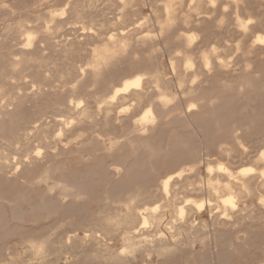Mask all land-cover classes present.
Instances as JSON below:
<instances>
[{
	"label": "rangeland",
	"instance_id": "374dc122",
	"mask_svg": "<svg viewBox=\"0 0 264 264\" xmlns=\"http://www.w3.org/2000/svg\"><path fill=\"white\" fill-rule=\"evenodd\" d=\"M10 1L2 0L1 4L9 7L0 5V264H105L95 261L92 254L107 247L119 250L123 241L117 233L99 232L95 221L104 214H121L127 194L137 188L153 189L163 174L176 169L184 170V178L196 179H191V190L185 187V191L182 187L180 190V181L174 180L181 191L177 190L176 204L191 196L210 198L211 207L205 204L200 213L188 212L195 233L181 237L176 250L164 257L138 255L127 264L264 263V189L259 179L251 180V192L236 195V208L229 211L230 215L221 213L219 200L207 193L203 181L208 177L207 163L223 162L233 171L248 164L264 168V161L254 160L264 148V43H250L256 34H264V0L205 1L197 12L189 0H179L175 20L162 31L157 23L164 18L163 0H129L125 7L121 0H87L89 20L70 14L77 0H70L69 6L65 5L68 0H12L16 7ZM52 8H66L67 14L52 19ZM185 14L189 16L187 22ZM237 17L252 20L245 36L235 24ZM25 29L33 33L29 44ZM121 30L131 33L126 51L101 66L95 75L90 64L93 49L102 46L110 33ZM184 34H193L194 38L190 41ZM145 35L148 40L147 36L139 40ZM211 45L219 47L218 54L210 53L213 67L210 64L212 68H205L200 55ZM181 53L193 59L194 67L183 68L186 72L180 70ZM170 56L185 74V88L175 81ZM222 57L227 64L220 67L217 60ZM134 71L144 74L146 98L140 105L115 101L111 125H95L101 117L96 103ZM153 73L161 78L158 90L150 78ZM162 89L173 100L167 104L166 116L158 119L157 93ZM72 98L82 100V108L91 117L83 136L69 140L65 134L52 141V146L36 141L34 135L41 128L54 133L70 126L64 121L74 118L75 122L77 112L69 103ZM149 100L156 118L153 125L144 128L136 120ZM220 178L221 182L227 179ZM57 182L67 184L72 193L62 194ZM195 187L200 189L192 190ZM152 198L138 204H161L159 197ZM147 227L141 232L153 231L155 235L148 233L152 236L149 238L162 232L167 241L165 230ZM38 236L62 237L61 254L48 256L47 262L33 258L26 240Z\"/></svg>",
	"mask_w": 264,
	"mask_h": 264
},
{
	"label": "bare ground",
	"instance_id": "6f19581e",
	"mask_svg": "<svg viewBox=\"0 0 264 264\" xmlns=\"http://www.w3.org/2000/svg\"><path fill=\"white\" fill-rule=\"evenodd\" d=\"M47 1L48 0H46L45 2H47ZM121 1L124 3V7H125V5L128 3L129 0H121ZM163 1H164V4H163L164 18L161 21H159V23H157L158 26L160 24L161 31L162 30H165L167 28L169 29L170 28L169 26L175 20L176 14H177L176 13L177 12L176 11V4H177V1L179 2V0H163ZM189 1H190V3L193 4L192 10H194V11L199 10L205 1L208 2V3H210V4L212 2H214V3L216 2L215 0H189ZM234 1H237V0H233L231 2H234ZM11 2H12V0L10 1V3ZM108 2H110V1H108ZM131 2H133V1H131ZM217 2H218V0H217ZM13 3L14 2H12L11 4L13 5ZM26 3H27V1H26ZM70 3H71L70 0H68V1H66L65 5L66 6H69ZM1 4H2V0H0V5ZM11 4H10V6H11ZM157 4H159V3H157ZM3 5H5V4H3ZM3 5H1L2 7L1 6L0 7L3 8L4 7ZM46 5H47V3H46ZM178 5L180 6L181 4H178ZM36 6H35V8H36ZM128 6H129V4H128ZM225 6H227V5H225ZM235 6H238V5L236 4ZM5 7H9V6H6L5 5ZM13 7H16V6L13 5ZM25 7H28V6L25 5ZM88 7H89V2L87 3V0H77L74 4L71 5V9H69L70 10L69 12H70V14L72 16H74L76 18L87 17L88 20H89L90 19V17H89L90 15H88V13H87ZM34 10H36V9H34ZM46 10H50V9L47 7ZM66 10H67L66 8H62V9H59V11L53 9L52 11H50V12L48 11V12H49L50 17L53 19L54 17H56V15H59V16L63 17L64 13L67 14L66 13ZM10 11H12V9ZM189 11H190V9H189ZM213 11H214V9H213ZM9 13H11V12H9ZM34 13H36V12H34ZM34 13H32V14H34ZM212 13L214 14L215 12H212ZM12 14H13V11H12ZM118 14H119V12H118ZM211 14H210V16H211ZM26 15H28V14H26ZM38 15H40V13ZM47 15H48V13H47ZM154 16H157V15H154ZM204 16H205V14H204ZM188 17L189 16L186 15L183 18L185 22H187ZM33 18H34V16H33ZM156 18L158 19V17H156ZM255 19H257V18H255ZM250 20H251L250 17H248L245 20L237 17V23H235V24H237V28L242 31V33H243L244 36H245V34H247L246 33V29L249 26ZM259 20H261V19H259ZM103 22L104 21H102V24H103ZM139 23H140V21H139ZM221 23H223V25H224V22L223 21L220 22V24ZM18 25H19V23H18ZM87 27H86V29H87ZM113 28H115V26ZM218 28H221V27H218ZM89 29H92V27L89 28ZM248 29H249V27H248ZM25 30H27V29H25ZM129 33L125 32L123 30H121L118 33H110L109 36L107 37L106 42L104 41V43H103L102 46L96 47L95 49H93V58H92V61H91L90 64H91V70H93V73L95 75L98 74V72L100 71V67L101 66L110 64L113 61V59L117 56V54H119L120 52L123 53V51L125 50V48H127L126 46H128V43L130 42V41H128L129 40V37H128ZM165 33H167V32L165 31ZM24 34H26V41H27V43L28 44L31 43L32 40H33V36H32L33 33H32V31L30 32V31L27 30L26 33H24ZM22 35H23V33H22ZM146 36L147 35L141 36V38H139L140 37L139 36L138 38H139V40L144 41L145 40L144 38ZM184 36L188 40H190V41L194 38V35L193 34H184ZM151 37L155 38L156 36L155 37L154 36H151ZM147 38H148V36L146 37V39ZM240 38H242V37H240ZM24 40H25V38H24ZM177 40L178 39L176 38V41ZM237 40H238V43L241 42V41H239V39H237ZM224 41L226 42V40H224ZM253 42L264 43V34H256L254 36V39L252 38V42H250V43H252L251 45L254 44ZM136 43H137V46H138L139 43H138L137 40H136ZM236 43H237V41H236ZM240 44H243V43H240ZM240 44H239V46H240ZM217 48H219V47H216V45H211L210 49L206 48V49H208V51L206 49H203V51L201 50L202 52H201V55H200V59H201V63L203 65V67L209 68L210 67V64L212 65V62H211V59H210V53H214V52L216 53L217 52ZM235 49H236V47H235ZM249 49L250 48H248V50ZM224 50H222V51H224ZM122 53H121V56L123 55ZM215 53H214V55H215ZM236 53H237V50H236ZM181 54L182 55H180V56L181 57L183 56V57L181 59L182 69L180 68V70L182 71L183 68L184 69H187V68L188 69H192L193 59L191 58V56L188 53H185L184 55H183V53H181ZM217 54H218V52H217ZM125 55H126V53H125ZM176 56H177V54H176ZM118 57H119V55H118ZM170 57H172V58H169V60H170V66H171L173 72L176 75V80L175 81H176V83L179 86H183V84L185 83V74H182L180 72V70L178 69L179 67H177L176 64L173 61V56H170ZM224 58L223 57L221 59L218 58V60H217V64L220 67L221 66H224L225 64H227V63H224V60H222ZM229 59H231V61H232V58L229 57ZM225 62H226V60H225ZM113 63H115V62H113ZM168 63H169V61H168ZM10 64H12V63H10ZM229 66H231V65H229ZM212 67H213V65H212ZM212 67H210V68H212ZM235 67H237V66H235ZM250 67H251V65H250ZM183 71L186 72V70H183ZM207 72H208V70H207ZM35 73H36V71H35ZM146 74H145V76H146ZM153 74L154 75L150 76V78L152 80V84L155 85V89L156 88H160L161 78H160L159 74H157V73H153ZM186 74H189V72L186 73ZM196 75H193L192 77H195ZM197 76L199 77V75H197ZM199 78H201V76ZM192 79L194 80V79H196V77L195 78H192ZM143 81H144V74H143V72L142 73H139V72H135L134 71L133 75L131 74V76H129V77L127 76V77L123 78L121 80V82H120L119 85L114 86L112 88L111 92L110 93L108 92L109 94H107L105 97L103 96L102 99H100L96 103V105L98 104V106H97L98 108H96V109H98L101 117H100V120L98 122H94L93 121L94 124L95 125L98 124V125L102 126L103 128L104 127L106 128L109 125H111V119H112L111 118V113H113L112 111L114 110V102L115 101H118L119 99H121V101H123V100H125V101L126 100H129V101L132 102V104L134 102H138V103L140 102L139 103V105H140L141 104V101L144 98H146V96H147V92L146 93L143 92ZM147 83H146V85H148ZM188 83H189V85H191L190 82H188ZM45 84H46V82H45ZM165 84H166V82H165ZM185 84H187V82ZM187 86H188V84H187ZM161 88H163V86H161ZM182 88H185V87L183 86ZM195 88H197V87H195ZM156 90H158V89H156ZM162 90L163 91L159 90L158 93H157V96L159 94V96H158V99H159V102H158L159 103V107H156L157 112H158V115H159V116H157V118L159 117L160 119L166 116V114H167V109H166L167 108V104H168L169 101H172L173 100V99L171 100V98L169 97V94L167 93V91H165L166 89L165 90L162 89ZM188 91L191 92L190 90H188ZM195 92L193 91V93H195ZM181 93H183V92H181ZM157 96H156V98H157ZM156 98H155V100H156ZM131 102H128V103L131 105ZM69 103L70 104H73V106H75V109H76V112H77V116L75 118V122L74 123L72 122L74 118L71 119L70 121H64L63 119H59L60 121H64V123H63L64 125L70 123V126H68L69 128L66 127L65 129H63L61 127V128H58V130L56 132H54V133H52V131H50L48 128H45V127L44 128H41V129L37 130V132L34 135V137L37 139L36 141H39L40 143H43V145H48L52 141L60 138L61 136L65 135V134H66L67 138L69 137L68 138L69 140H71L70 137H74V139H75V137H79V136L82 135V132L84 130H86V128L88 126V121L87 120L89 118H91V117L88 115L87 111L84 108H82V100H80V99H73L72 98V99H70ZM149 103H150V100H149ZM149 103H148V106L145 107L141 111V113L139 114V116H138V118L136 120L144 128H146L148 125H153L154 124V121H155V118H156V116L154 114V110L155 109L153 110V107H152L151 103L150 104ZM135 104H137V103H135ZM118 106H120V105H118ZM115 107H116V105H115ZM170 118H171V116H170ZM92 119H90V120H92ZM116 119L117 120H120V118L119 119L116 118ZM113 126H114V124H113ZM113 126H111V127H113ZM85 150H87V149H85ZM40 152H41L40 149L39 148H36V153L39 154ZM81 152H82V149H81ZM51 159H52V157H51ZM48 160H49V158H48ZM254 160H255L256 163L263 162L264 161V148L261 149V150H259L257 152V154L255 155V159ZM53 162L54 161H52V163ZM194 162H196V161L194 160ZM205 165H206L205 168L207 169V172H208L207 173L208 174V177H206L207 179L203 180V181H205L206 191H207V193L209 195H213V196L215 195L217 197V199L219 200V203H220L221 213L223 215H230L229 214V211H233L236 208V202H237L236 195H241L242 196V194L245 195V193L248 194L249 192H251L250 191L251 190V180L253 178H258L259 179L258 180L259 181L258 184L261 187H263V189H264V168L263 167L256 168L253 165H249L248 164V165L240 166L235 171H233L232 169H230L231 167H228L227 165L223 164V162H218V163H216L214 165H211V164L207 163ZM190 170H191V168H190ZM183 173H184V170L183 169H176V170L169 171V172L163 174V176L161 177V179L159 181H157V183H155L153 189H150V190H147V191L146 190L145 191H142V189H139V188L136 187L137 189L136 190L134 189L135 191L132 192L131 195H130V193H129V195L127 194L128 197L126 196L127 198L126 199L124 198L125 199L124 201L119 200V201H122V205L121 206L119 205L120 203L118 201L117 205H119L120 208H121L120 210L123 211V212H121V214L120 213L118 214L117 213L118 211L116 213L114 212L112 214H107L108 211L107 212L105 211L107 215L104 214L101 218H99L97 221H95L96 222L95 223V226L98 227L99 232L102 230L103 231V234L105 233V235H112L114 233H117V235H120L122 237V240L121 241H123L122 242L123 244H122L121 248H119V250L112 249L111 247H107L104 250H96L95 253L92 254V256L95 259V261L96 260H98V261L101 260L105 264H127L128 261L136 259L138 255L139 256H142V257L143 256L145 257V256H150L151 254H156L158 257L161 256V255H163V257H164L165 254H168V253L172 252L173 250H176V248L178 246V243L181 242V239H182L181 237L187 236L188 234H191V231H194V230H192V228H194L192 226V224H191L192 222L190 221L189 218H187V215L189 214L188 212L194 210V211H197L198 213H200L203 210V207L205 206V204H208L209 207H211V205H212L210 203V198H208L206 200H203V199H197V198H194V197H191V196L184 197L185 199H183L182 201L179 200L180 203L179 204H176V199H177V198H175L176 197V193L181 190V187H182V189H184V191H185V187H190V190H191V186L193 185L191 179L192 180L195 179V178H191V179L184 178V176L186 174L183 176ZM220 177H222V179L224 177L226 179V181L221 182V178ZM58 179H60V178H58ZM175 179L179 180L180 183H181V184L179 183L180 190H179V188L176 187V185L178 186V183L176 184V182L174 181ZM214 179L216 180L215 182H214ZM225 179H223V180H225ZM197 181H196V183H199V181L198 182ZM174 184H176V185H174ZM194 184H195V182H194ZM56 186L60 189V191L62 192V194H65V195H68L69 196V194L72 193L71 188L67 184H63L61 182H57L56 183ZM109 186L110 185H108V187ZM197 186H198V184H197ZM149 188H152V187H149ZM199 189L200 188L195 187L192 190H199ZM187 190H189V188ZM150 197L151 198L152 197H159L160 201L162 200L161 204L155 203L153 205H145V206H140L138 204L143 199L148 198V200H149ZM180 197L182 198V196H180ZM121 198H122V196H121ZM216 207H219V206L216 205ZM116 209H117V207H116ZM101 211H103V210H101ZM99 213L100 212H98V214ZM99 215H101V214H99ZM150 225L152 227H150ZM147 226H149V228H153V226H154V229L157 228L154 231L158 230V232L161 231V230H165L166 233H167V235H168L167 241L164 240L166 236H164V234L162 232H159V234L157 233L158 236L153 237V238H149L152 234H153L152 236L155 235L153 233V231H152V233L148 231V233H150L151 235H149L148 233H146L147 231L146 232L145 231L141 232ZM89 228H90V226H89ZM98 229H96V230H98ZM55 230H57V229H54V231ZM145 230H147V229H145ZM89 233H91V232H89ZM194 233H195V231H194ZM64 235L65 234H63V232H62V235L61 236H64ZM191 235H189V236H191ZM67 236L70 237L69 235H67ZM106 237H108V236H106ZM52 238L53 237L50 238V236H48V237L47 236H38V237H29V238H27L26 241H27V244H28V250L30 251V253L33 256V258H39V259H41V261H43V262L46 261L47 262L48 261V256L53 255V254H55L56 256H59V254H61L62 249H63L62 248V245H63L62 244V237H59V238H56V239H52ZM195 238H194V241H195ZM64 239H65V237H64ZM199 239H201V238H199ZM196 240H197V238H196ZM71 252L74 253L73 250ZM171 254H169V256ZM26 264H30V263H26ZM261 264H264V263H261Z\"/></svg>",
	"mask_w": 264,
	"mask_h": 264
},
{
	"label": "snow or ice",
	"instance_id": "6c2138e0",
	"mask_svg": "<svg viewBox=\"0 0 264 264\" xmlns=\"http://www.w3.org/2000/svg\"><path fill=\"white\" fill-rule=\"evenodd\" d=\"M234 206V205H233Z\"/></svg>",
	"mask_w": 264,
	"mask_h": 264
}]
</instances>
